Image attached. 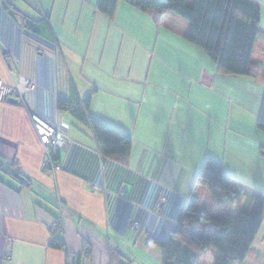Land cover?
<instances>
[{"label": "crops", "instance_id": "crops-1", "mask_svg": "<svg viewBox=\"0 0 264 264\" xmlns=\"http://www.w3.org/2000/svg\"><path fill=\"white\" fill-rule=\"evenodd\" d=\"M5 1L18 15L1 0L0 80L14 87L24 77L38 87L18 104L0 102V264H68L71 258L77 264H165V249L149 238L172 240L208 156L235 178L236 189L264 196V132L257 126L264 34L252 56L258 75L231 76L187 40L188 21L170 12L155 21L120 2L111 20L97 9L98 0H19L21 7ZM57 2L64 3L60 27ZM73 14H79L76 25ZM22 15L50 17L57 43L29 31ZM261 25L264 31V14ZM72 86L82 98L93 95L92 117L131 136L127 165L106 157L92 130L59 110L58 98H70ZM35 114L47 126L68 129L59 172L45 166ZM93 184L101 191L90 190ZM202 193L201 206L213 212L235 214L243 207L218 206L208 189ZM130 217L138 231L128 227ZM58 222L67 243L62 250L50 246ZM263 230L264 222L250 264H264V237L263 248L257 242ZM217 256L210 249L199 264H214Z\"/></svg>", "mask_w": 264, "mask_h": 264}, {"label": "trees", "instance_id": "trees-1", "mask_svg": "<svg viewBox=\"0 0 264 264\" xmlns=\"http://www.w3.org/2000/svg\"><path fill=\"white\" fill-rule=\"evenodd\" d=\"M120 2L145 14H153L155 21L169 12L185 19L190 26L187 40L217 61L222 72L250 78L258 75L260 66L254 63L252 56L264 31L262 9L257 0H98L97 9L113 20ZM2 5L18 15V10L10 2L3 0ZM21 18L29 31L57 43L50 17L39 21L26 15ZM92 97V94L80 97L72 86V96L68 99L59 97L58 108L92 130L95 139L104 147L106 157L119 159L127 165L133 144L131 136L92 117ZM257 126L264 132V97ZM60 153L59 150L53 152L59 164ZM205 188L218 206L242 205V209L230 214L213 212L201 206ZM263 222L264 196L247 195L236 189L235 178L225 171L220 161L208 156L197 173L172 240L165 243L150 237L149 242L165 249V264H199L201 256L210 249L218 251L215 264H243ZM60 223L50 246L62 250L67 243L58 235ZM73 264H77L76 260Z\"/></svg>", "mask_w": 264, "mask_h": 264}, {"label": "built area", "instance_id": "built-area-1", "mask_svg": "<svg viewBox=\"0 0 264 264\" xmlns=\"http://www.w3.org/2000/svg\"><path fill=\"white\" fill-rule=\"evenodd\" d=\"M37 86L38 85L36 81L22 78L16 87L9 88L4 85L2 80H0V101L4 100L3 102H5L10 98L23 99L29 92L34 91ZM36 124L45 146V166L51 169L53 172L61 171L62 167L58 164V162L55 161L53 152L55 150L62 151L69 144L70 138L67 127L64 125L58 127L50 125L49 129L46 130V125L42 124L39 120H37ZM57 135L62 137L61 141L56 140ZM90 190L99 192L101 191V188L98 185L93 184L91 185ZM119 196L120 198H124L125 193L121 192ZM156 211H160V213L162 212L161 204L156 206ZM127 222L128 227L131 230L138 231L140 229V224L134 217H130Z\"/></svg>", "mask_w": 264, "mask_h": 264}, {"label": "rangeland", "instance_id": "rangeland-1", "mask_svg": "<svg viewBox=\"0 0 264 264\" xmlns=\"http://www.w3.org/2000/svg\"><path fill=\"white\" fill-rule=\"evenodd\" d=\"M10 1H15L18 6H19V3H21L19 0H10ZM50 1L53 3V1H55V0H50ZM263 1L264 0H262V2H261V5H262V14H264V2ZM60 4L62 6V4H64V3L63 2H57L56 12L58 14H54L55 19H57L56 21H58L57 24H58L59 27H60V24L59 23L62 22L63 19H64V14H61ZM19 7H21V6H19ZM78 17H79V14H73L71 16V18H73L74 25H76V21H77ZM263 237H264V230H263V234L261 235V237L257 241L258 242V246H262V242L261 241H262ZM261 248H263V246ZM250 257L251 258L249 260L246 258L248 261L245 264H250L251 263V260H252L253 257L252 256H250ZM212 259H213V257H210V254H209L208 255V260L206 258L204 260L208 262V261H211ZM68 264H73V260L72 259L71 260H68ZM214 264H215V262H214Z\"/></svg>", "mask_w": 264, "mask_h": 264}, {"label": "bare ground", "instance_id": "bare-ground-1", "mask_svg": "<svg viewBox=\"0 0 264 264\" xmlns=\"http://www.w3.org/2000/svg\"><path fill=\"white\" fill-rule=\"evenodd\" d=\"M22 78H24V77H20V79L18 80L17 84H16L14 87H16V86L18 85V83L20 82V80H21ZM24 79H27V78H24ZM30 80H31V79H30ZM34 81H35V80H34ZM6 87H7V86H6ZM14 87H9V88H14ZM37 87H38V86H37ZM35 90H36V89H35ZM35 90H34V91H35ZM29 93H30V92H29ZM29 93H28V94H29ZM28 94H27L23 99H21V98H18V99L10 98V99H8V101L10 102L11 99L16 100L17 102H18V101H24V100L26 99V97L28 96ZM3 101H4V100H1L0 102H3ZM33 119H34L35 124H36L37 120H39L42 124H44V123L40 120V118H39L38 116H36V114L33 115ZM44 125H45V124H44ZM36 126H37V124H36ZM37 127H38V126H37ZM49 127H50V126H47V125H46V126H45V129L48 130ZM56 140H57V141H61V140H62V137H61L60 135H57V136H56ZM65 146H66V145H65ZM65 146H64V147H65ZM59 233H60V234H64V233H65L63 226H60V227H59ZM71 256H72V255H71Z\"/></svg>", "mask_w": 264, "mask_h": 264}, {"label": "water", "instance_id": "water-1", "mask_svg": "<svg viewBox=\"0 0 264 264\" xmlns=\"http://www.w3.org/2000/svg\"><path fill=\"white\" fill-rule=\"evenodd\" d=\"M10 103L11 104H18V102L16 100H13V99L10 100Z\"/></svg>", "mask_w": 264, "mask_h": 264}]
</instances>
